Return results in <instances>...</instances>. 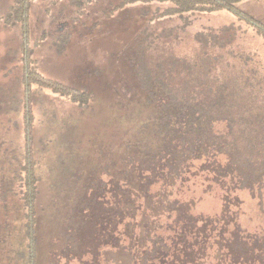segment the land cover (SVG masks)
Wrapping results in <instances>:
<instances>
[{"label":"trees","instance_id":"obj_1","mask_svg":"<svg viewBox=\"0 0 264 264\" xmlns=\"http://www.w3.org/2000/svg\"><path fill=\"white\" fill-rule=\"evenodd\" d=\"M31 1L14 0L0 16V24L21 28L25 91L41 84L85 105L88 91L44 78L38 70L30 46ZM134 1L157 3L150 19L145 20V11L141 14L148 24L156 17L183 18L189 13L226 10L264 34V22L240 9V0H110L107 13ZM81 3L84 0H75V4ZM239 30L241 25L230 24L222 33H199L197 38L205 44L233 45ZM136 34L132 63L138 90L152 112L135 127L129 124L123 129L117 171L107 162L97 176L80 172L72 178V191L67 187V195H56L62 206L58 207L62 228L67 225L64 234L72 242L71 257L80 253L76 242H80L81 233L76 232L87 229L90 221L115 219L121 264H264V67L257 52L236 50L237 44L230 47L229 54L240 61L236 78L217 75L213 63L175 55L159 59L151 68L144 60L151 35L148 25L142 24ZM27 115V156L21 177L26 255L28 264H39L43 237L38 226L45 206L41 201L42 177L30 157L32 115ZM200 185L208 194L232 185L248 191L254 202L250 211L261 225L244 226L240 219L244 220L246 208L241 207V201L234 208L227 197L220 212L206 214L197 209L202 197L196 198L194 193ZM106 188L111 202L107 196L102 202L106 205L101 206L99 198Z\"/></svg>","mask_w":264,"mask_h":264},{"label":"rangeland","instance_id":"obj_2","mask_svg":"<svg viewBox=\"0 0 264 264\" xmlns=\"http://www.w3.org/2000/svg\"><path fill=\"white\" fill-rule=\"evenodd\" d=\"M13 1L0 0V16ZM109 1L84 0L78 5L75 0L31 1L30 46L36 66L44 78L88 91L83 106L64 92L41 84H34L26 92L20 60L21 28L0 24V264H28L21 178L27 156L28 112L32 115L30 157L36 163L37 175L42 177L41 201L45 206L38 226L43 237L38 263L121 264L115 219L90 221L87 229L76 232L81 233L80 242H76L80 253L71 257L72 242L64 234L68 232L67 225L62 228L58 210L62 206L56 195H67V187L72 191V178L80 172L97 176L107 162L117 171L123 129L129 124L135 127L152 112L138 90L132 63L137 50L133 38L142 24L148 25L151 33L144 54L151 68L159 59L175 55L202 64L213 63L217 75L236 78L240 61L229 54L230 47L236 44V50H255L264 67V34H258L226 10L189 13L183 18L156 17L148 24L145 20L151 18L157 3L134 1L108 14ZM237 5L264 22V0H240ZM143 11L148 14L146 19ZM74 18L77 20L72 24ZM186 22L189 24L184 26ZM230 24L241 25L233 45L205 44L197 38L199 33H222ZM204 187L200 185L194 193L196 198L202 197L197 209L215 214L222 210L227 197L234 208L240 201L246 208L244 220L240 219L244 226L261 225L258 216L250 211L254 202L248 191L232 185L208 194L203 192ZM101 194L102 206L107 196L110 201L109 189Z\"/></svg>","mask_w":264,"mask_h":264}]
</instances>
